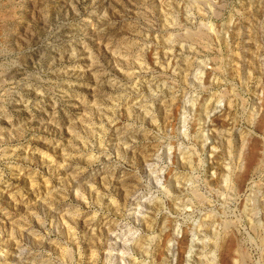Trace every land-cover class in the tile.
Instances as JSON below:
<instances>
[{
	"label": "rangeland",
	"instance_id": "374dc122",
	"mask_svg": "<svg viewBox=\"0 0 264 264\" xmlns=\"http://www.w3.org/2000/svg\"><path fill=\"white\" fill-rule=\"evenodd\" d=\"M0 264H264V0H0Z\"/></svg>",
	"mask_w": 264,
	"mask_h": 264
},
{
	"label": "bare ground",
	"instance_id": "6f19581e",
	"mask_svg": "<svg viewBox=\"0 0 264 264\" xmlns=\"http://www.w3.org/2000/svg\"><path fill=\"white\" fill-rule=\"evenodd\" d=\"M194 106H195V104H194ZM192 194H194L193 192H191ZM125 244H127V245H129V243L127 242V243H125ZM124 245V244H123Z\"/></svg>",
	"mask_w": 264,
	"mask_h": 264
}]
</instances>
